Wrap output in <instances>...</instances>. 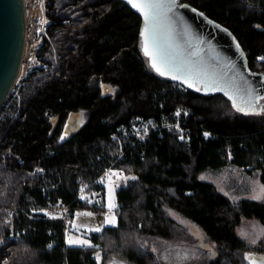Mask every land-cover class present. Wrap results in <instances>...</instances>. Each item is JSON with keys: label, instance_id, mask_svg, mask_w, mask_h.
Returning <instances> with one entry per match:
<instances>
[{"label": "trees", "instance_id": "1", "mask_svg": "<svg viewBox=\"0 0 264 264\" xmlns=\"http://www.w3.org/2000/svg\"><path fill=\"white\" fill-rule=\"evenodd\" d=\"M182 1L230 28L251 68L264 73V59L257 61L264 0ZM47 6L42 65L0 112V264H98L99 250L103 264H157L150 240L183 236L179 217L203 233L209 264H249L247 254H264V235L253 244L239 233L245 220L264 229V198L234 201L202 179L239 171L264 185V111L243 115L222 95L204 96L156 73L142 51L141 17L121 0ZM79 110L87 123L60 143L69 114ZM178 122L183 139L165 127ZM109 169L127 175L117 189V225L92 233V246L66 245L68 222L43 211L69 205L70 221L77 210L103 209L80 193L105 188L99 179Z\"/></svg>", "mask_w": 264, "mask_h": 264}, {"label": "water", "instance_id": "2", "mask_svg": "<svg viewBox=\"0 0 264 264\" xmlns=\"http://www.w3.org/2000/svg\"><path fill=\"white\" fill-rule=\"evenodd\" d=\"M121 1L127 3L141 17V33L145 26L143 13L129 4L128 0ZM164 2L172 4V11L162 21L167 28L163 43L170 55L177 60L188 62L206 77L214 79L218 87L204 90L200 82H195L193 87H189L183 78L174 80L170 75L162 77L169 78L172 82L204 96L222 95L231 103L235 111L237 110L233 107V100L229 99V96H235L237 105L241 107H245L241 97L249 99L246 90H250L253 96L264 97V73L251 68L246 50L230 28L188 2L182 0H164ZM26 34L25 0H0V110L19 78ZM141 42L143 44V37ZM142 51L145 55L143 47ZM145 56L152 67L151 58ZM198 87L202 90L197 91ZM226 91L228 95H225ZM105 93L104 89L103 95ZM255 108L256 111L253 112L245 107V111L239 113L243 115L262 113L264 99L255 101ZM51 122L53 128L50 135L56 128L57 119H51ZM86 123L87 115L84 110L71 112L61 134L63 139L60 137L59 142L64 143L78 133ZM249 254L257 261V264H264V254ZM246 260L250 264V260Z\"/></svg>", "mask_w": 264, "mask_h": 264}, {"label": "rangeland", "instance_id": "3", "mask_svg": "<svg viewBox=\"0 0 264 264\" xmlns=\"http://www.w3.org/2000/svg\"><path fill=\"white\" fill-rule=\"evenodd\" d=\"M49 0H25L26 4V21H27V34L25 52L23 57V63L19 78L12 89L8 99L4 106L12 101L13 97L18 96L20 87L24 84V80L29 75L32 69L41 66V62L38 56V50L43 42V38L46 35V28L51 22L46 13L48 9ZM261 58H258V62H261ZM4 106L0 110L2 112ZM141 128L145 131L148 130L149 123H142ZM180 131L185 133L183 127H180ZM138 136L144 138L141 131H137ZM115 173L116 175H112ZM127 175L123 170L109 169L106 174L101 177L99 182L105 185L107 190V198L104 202V207L100 214H95L93 210H77L74 212L73 217L68 222V229L65 233V242L67 243L68 237L77 239H83L90 242L93 245L90 236L92 233L102 232L107 226H115L118 223V215L116 212L117 207V189L123 180H126ZM205 181H210L218 186V188L229 195L234 201H238L241 198H251L260 196V199L264 198V194L261 193V186H264L258 179V177H248L239 171L225 172L224 174L215 176L212 174H205L202 176ZM111 187V203L115 205L113 208H109V188ZM85 191V192H84ZM80 197L84 200L88 199L92 201V192L87 190L84 186ZM91 213V215H85ZM79 214V215H78ZM114 218V223H106V219ZM178 222L181 225L180 228L182 235L180 238H176L175 241H164L153 238L150 240V247L157 257V264H209V261L213 258L212 248L205 240L203 233L198 231L196 225H192L187 220H182L180 217ZM183 223V224H182ZM99 229V231H95ZM240 236L246 239L248 242L255 239L258 242L264 235V229L257 223L245 220L239 229ZM99 256V259H97ZM95 258L98 264H103L102 251L99 250L95 253ZM108 264H127L122 260L113 259Z\"/></svg>", "mask_w": 264, "mask_h": 264}, {"label": "snow or ice", "instance_id": "4", "mask_svg": "<svg viewBox=\"0 0 264 264\" xmlns=\"http://www.w3.org/2000/svg\"><path fill=\"white\" fill-rule=\"evenodd\" d=\"M128 3L134 8L140 10L144 15L145 26L140 33L141 37H143L142 47L145 55L151 58L153 69H155L159 75H170L174 80L183 78L185 83H188L189 87H193L195 82H200L203 84L204 90L216 89L218 87V84L214 79L206 77L188 62L175 59L172 55H170L165 44L163 43V36L167 32V28L165 25H163L162 21L166 19L167 14L172 11L171 3H165L164 0H128ZM201 15H203V13H201ZM261 59H264V57ZM196 90L201 91L202 89L198 87ZM237 91L239 92V89H237ZM225 95H228L227 91L225 92ZM246 95L249 97V99H245L242 96L241 102L245 105V107L255 112V101L264 99V97L253 96L250 90H246ZM229 99L233 100V107H235L238 112L245 111V107L237 105L235 96H229ZM261 111H264V109H261ZM208 135V133H205V136ZM61 139H63V136ZM112 175L116 174L112 173ZM133 179H135V177H133ZM260 191L262 194H264V186H261ZM111 192L112 189L110 187L108 205L110 209L115 207V205L111 203ZM254 198L259 199L260 196ZM85 215H91V213H86ZM105 222L114 223L115 221L114 218H112L106 219ZM95 231H99V229H95ZM67 243L69 245L91 246L89 241L73 237H68ZM251 243L255 244L256 240H251ZM97 259H99V256H97ZM246 259L250 260V264H257V261L252 257L251 254H248Z\"/></svg>", "mask_w": 264, "mask_h": 264}, {"label": "built area", "instance_id": "5", "mask_svg": "<svg viewBox=\"0 0 264 264\" xmlns=\"http://www.w3.org/2000/svg\"><path fill=\"white\" fill-rule=\"evenodd\" d=\"M26 48V47H25ZM264 57V56H262ZM260 57V58H262ZM169 131H171L173 134L178 135L179 139H183L184 135L180 131V123H173L165 126ZM183 137V138H181ZM139 139H142V137H139ZM143 158V157H142ZM85 192V191H84ZM107 198V190L106 188H95L92 191V200L96 202L98 205H103ZM102 209L99 210H93V212L97 215L100 214ZM45 218L49 219H57L62 220L64 222H69V217L72 214L69 205L66 204H59L57 206L49 207L43 211Z\"/></svg>", "mask_w": 264, "mask_h": 264}, {"label": "crops", "instance_id": "6", "mask_svg": "<svg viewBox=\"0 0 264 264\" xmlns=\"http://www.w3.org/2000/svg\"><path fill=\"white\" fill-rule=\"evenodd\" d=\"M100 179H101V178H100ZM100 179H99V180H100Z\"/></svg>", "mask_w": 264, "mask_h": 264}]
</instances>
